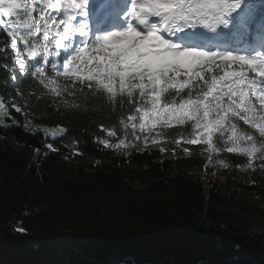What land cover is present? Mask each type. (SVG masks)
<instances>
[{"label": "trees", "instance_id": "16d2710c", "mask_svg": "<svg viewBox=\"0 0 264 264\" xmlns=\"http://www.w3.org/2000/svg\"><path fill=\"white\" fill-rule=\"evenodd\" d=\"M262 27L264 0L247 32ZM7 39L0 31V47ZM6 75L0 68V80ZM107 97L95 80L81 78L55 77L47 88L19 74L15 85L0 83L7 112L0 118V264H264V229L254 226L264 218V175L257 170L264 168V137L256 128L233 121L238 132L255 137L251 157L241 152L252 143L246 137L228 151L227 131H215L211 144L190 145L187 139L201 134L191 122L151 133H140L137 124L133 133L136 122L127 119L135 115L132 106L112 105ZM109 130L116 135L109 137ZM105 140L112 147L181 141L188 153L170 159L159 150L120 155L103 149ZM43 143L55 151L46 152ZM207 162L222 167L219 179L198 177L211 171ZM249 164L253 174L246 172ZM238 171L251 180L237 178Z\"/></svg>", "mask_w": 264, "mask_h": 264}, {"label": "snow or ice", "instance_id": "6c2138e0", "mask_svg": "<svg viewBox=\"0 0 264 264\" xmlns=\"http://www.w3.org/2000/svg\"><path fill=\"white\" fill-rule=\"evenodd\" d=\"M128 3L131 10L125 9L124 13L118 12L111 0L100 6L98 15H123L118 30L108 29L101 34L99 26L95 33L90 27V0H0V31L9 38L0 47V68L7 74L0 83L11 80L15 85L19 74L47 88L55 83V77L67 78L83 68V78L95 80L96 87L108 94L110 104L132 106L135 115L127 119L136 122L133 133L137 124L140 133H151L157 127L191 122L201 134L187 139L188 144H211L215 131H227L230 136L222 139L231 142L229 152L240 147L246 137L252 143L241 152L254 156L255 137L238 132L233 121L243 120L264 137V79H257L264 78V52L237 54L230 46L209 42L211 34L220 36L218 30L229 29L238 16L237 30L232 35L242 40L254 19L258 0H248L252 11L247 16L239 15L246 0ZM38 57L40 64L29 63ZM218 61L226 63L221 66ZM232 62L240 65L239 70H230ZM245 65L250 67L245 69ZM213 66L221 71L211 75ZM225 68L229 71L221 74ZM249 71L256 72V76H248ZM182 74L185 79H181ZM185 89L188 92L182 95ZM17 93L21 94L19 88ZM117 96L122 99L118 101ZM5 115V102L0 98V117ZM107 135L116 133L109 130ZM104 144L108 146V141ZM114 146L120 148L122 144ZM48 148L53 149V145L49 143Z\"/></svg>", "mask_w": 264, "mask_h": 264}, {"label": "rangeland", "instance_id": "374dc122", "mask_svg": "<svg viewBox=\"0 0 264 264\" xmlns=\"http://www.w3.org/2000/svg\"><path fill=\"white\" fill-rule=\"evenodd\" d=\"M252 40L254 41L255 39H252ZM234 43L235 44L236 43L239 44V41L235 40ZM242 44L243 45H246V42H244ZM215 45L216 46H225V45H223L222 42H220L219 38H216V44ZM227 46H230L231 47L230 44H228ZM236 47H237V44H236ZM232 49L237 54H243V53H241L242 51L243 52H248L249 51V49H247V48L242 49V48H240V46H238L237 48H232ZM263 50H264V48H263ZM218 63L219 64H222V63H224V61H218ZM244 67H248L249 68L250 66L245 65ZM197 70H199V69H197ZM254 73H256V72H254ZM256 103H257V105H259L258 101ZM19 112L24 113V111H22V110H20ZM0 118H4V116L3 117H0ZM255 131L259 133V131L257 129H255ZM1 141H2V138L0 137V142ZM42 145H43V149L46 152H54L55 151V150H53L54 148L53 149L48 148V144L47 143H43ZM172 145L173 146H171L170 144H166V145L164 144L161 147H159L158 150L161 152V155H162L163 158L170 159V158H173V157H177L178 156L177 155L178 154L177 153L178 151H180V152L183 151L184 152V150H185L182 147V145H183L182 142H179L178 141L176 144H172ZM101 147L103 149H106V150H114L117 154H120V155H128V154H130V153H132L134 151L139 152V151L152 150L149 147H146V148L142 147V148H138L136 150L135 149H132V148L131 149H128L129 147L128 146H124V145H122V147H120V148H116V147L110 146L109 144H108V146H105V144H102ZM30 152L32 153V151H30ZM69 153H71V155H73V156L74 155H78L74 151H70ZM185 153H188V152L185 150ZM37 154H40V153L37 152ZM206 165H207V167H209V169H211V171L210 172H208V171H201V172H199L198 173V177L201 179V181L202 182H206V181L212 180V179H219L220 176L218 174V171L221 170L222 167L219 164H217V163H211V162H207ZM255 170L256 169H254L250 164L246 168V172H248L250 174H253L255 172ZM257 170H259V172L262 175H264V168H257ZM238 172H239L238 173L239 175H238L237 178H241L242 180H248V181L251 180V177L246 176L247 174H244V173H246L245 171H238ZM222 178H225V176H223ZM254 224H255L254 225L255 227L260 228V229H264V218L261 219V220H259L258 222H255Z\"/></svg>", "mask_w": 264, "mask_h": 264}, {"label": "water", "instance_id": "95a60500", "mask_svg": "<svg viewBox=\"0 0 264 264\" xmlns=\"http://www.w3.org/2000/svg\"><path fill=\"white\" fill-rule=\"evenodd\" d=\"M18 231L24 233L25 235H28V234L25 233L24 231H21V230H18ZM28 236H29V235H28ZM50 244H51L53 247H55V248L59 251V253L61 254V256L63 257V259L67 261V257H66V255H65V253L63 252V250H62L59 246H57L55 243L50 242Z\"/></svg>", "mask_w": 264, "mask_h": 264}]
</instances>
